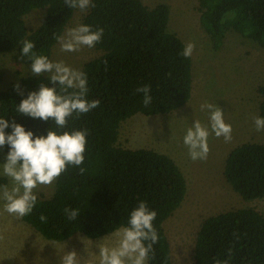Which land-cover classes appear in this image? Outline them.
Listing matches in <instances>:
<instances>
[{"label": "trees", "instance_id": "1", "mask_svg": "<svg viewBox=\"0 0 264 264\" xmlns=\"http://www.w3.org/2000/svg\"><path fill=\"white\" fill-rule=\"evenodd\" d=\"M92 3L95 6L88 8L82 24L92 30L103 28L102 38L95 44L102 52L88 60L82 72L87 78V99L100 104L78 118L74 113L60 130L87 129L84 161L79 166L69 165L56 179L52 195L37 197L32 212L22 220L51 241L78 233L96 239L127 226L130 212L143 200L157 213L152 223L158 241L147 264H171L163 224L184 199V175L168 154L116 143L122 120L138 113H169L189 100L191 58L182 55V40L167 29L166 3L153 7L141 0ZM36 8H45V15L28 31L23 17ZM75 9L64 0H0V53L16 49L18 60L31 63L20 55L27 39L34 42L36 55L49 58ZM198 10L199 22L215 49L231 29L264 48V0H198ZM2 76L0 67V81ZM41 83L52 86L48 75H26L0 90V117L15 121L34 136L56 130L51 119H33L17 111L20 101ZM16 84L19 90L14 88ZM144 85L151 89L152 101L147 106L143 93L136 92ZM257 92L261 96L258 116L264 117V84ZM5 132L11 133V128ZM2 148L7 155L8 145ZM223 176L242 199L264 197V143L250 140L233 147L225 158ZM65 208L77 209V219L69 220ZM193 259L195 264H215L217 260L264 264V215L254 208H236L207 216L196 234Z\"/></svg>", "mask_w": 264, "mask_h": 264}, {"label": "rangeland", "instance_id": "2", "mask_svg": "<svg viewBox=\"0 0 264 264\" xmlns=\"http://www.w3.org/2000/svg\"><path fill=\"white\" fill-rule=\"evenodd\" d=\"M141 1L148 7L166 3L169 6L168 31L177 34L184 47L188 42L195 44L190 56L191 95L183 106L169 113L149 116L138 113L122 120L116 144L128 148L146 147L168 154L182 171L186 194L163 227L170 243L171 264H195L196 234L207 216L236 208H254L264 215V197L242 199L223 176L225 158L233 147L250 140L264 143V131L257 132L253 123L261 100L257 87L264 84V48L231 29L221 46L215 49L199 22L198 0ZM87 11L76 8L60 37L65 36L68 29L82 24ZM44 15L45 8L27 13L23 18L28 31L37 27ZM16 52L13 49L0 53L3 73L0 90L22 76L32 75L30 63L18 60ZM101 52L96 46L63 52L57 40L49 60L63 61L82 71L84 64ZM204 103H213L224 112L225 122L232 126V139L225 142L223 136L216 137L210 131L207 158L193 161L183 138L195 120L210 128V111H202L200 107ZM5 162L6 153L0 148V164ZM55 182L50 186H39L35 190L37 197H50ZM0 184L10 185L9 178L2 175V169ZM117 230L96 239L78 233L55 242L46 239L22 218L4 212L0 205V264H62V257L70 251L77 253L80 264L99 263L96 245L104 239V243L113 246L118 239Z\"/></svg>", "mask_w": 264, "mask_h": 264}, {"label": "clouds", "instance_id": "3", "mask_svg": "<svg viewBox=\"0 0 264 264\" xmlns=\"http://www.w3.org/2000/svg\"><path fill=\"white\" fill-rule=\"evenodd\" d=\"M70 8H79L82 12L94 7L92 0H64ZM103 35V28L92 30L90 25L80 24L67 30L65 36L57 37L63 52L79 51L81 47L92 48ZM34 42L25 39L20 50L21 57H27L30 71L34 76L49 74L51 87L41 83L38 90L31 91L22 99L17 111L33 119L53 120L56 130H48L46 135L34 136L33 132L16 123H9L0 117V148L8 145L6 162L0 164L2 175L9 178V184H0V205L3 211L16 218L29 215L36 202V191L39 186H50L67 170L69 165L79 166L84 161L87 129L60 131L67 126L68 118L75 113L78 118L92 109L99 107V100L87 99V78L80 70L66 65L63 61H52L45 55H36ZM195 44L188 42L182 55L190 57ZM19 90V84L14 85ZM59 89V90H58ZM150 86L144 85L136 89L143 93V104L152 101ZM22 94V93H21ZM201 110L210 111V128L195 120L187 129L183 143L193 161L207 158L208 136L210 131L216 137L223 136L225 142L232 139V126L225 122L224 112L213 103L201 104ZM257 132L264 131V117H253ZM11 128V133L5 129ZM81 172L84 170L81 168ZM69 220L79 216L77 209L65 208ZM157 216L143 200L138 202L129 214L127 226L115 233L118 238L113 246L104 243V239L96 246L99 248V264H147L154 255L153 245L158 241V234L153 226ZM40 219L46 218L41 215ZM231 251L229 250V258ZM62 264H80L75 251L66 252ZM215 264H228L227 260H217Z\"/></svg>", "mask_w": 264, "mask_h": 264}]
</instances>
